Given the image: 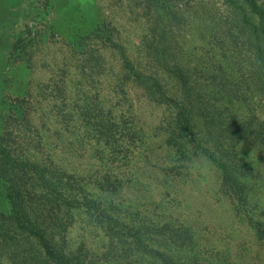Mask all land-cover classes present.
<instances>
[{
  "label": "rangeland",
  "instance_id": "obj_1",
  "mask_svg": "<svg viewBox=\"0 0 264 264\" xmlns=\"http://www.w3.org/2000/svg\"><path fill=\"white\" fill-rule=\"evenodd\" d=\"M245 1L20 0L0 15V164L13 161L8 180L38 191L36 203L52 186L81 203L62 205L56 223L44 211L38 232L60 241L74 217L66 241L84 244L89 264H264V67L247 36L263 26L264 0L257 11ZM78 5L83 25L66 28ZM125 59L169 104L145 94ZM183 127L179 150L168 139ZM97 213L118 217L119 233L89 225ZM8 225L18 241L28 234ZM6 238L0 264H23L22 243Z\"/></svg>",
  "mask_w": 264,
  "mask_h": 264
},
{
  "label": "trees",
  "instance_id": "obj_2",
  "mask_svg": "<svg viewBox=\"0 0 264 264\" xmlns=\"http://www.w3.org/2000/svg\"><path fill=\"white\" fill-rule=\"evenodd\" d=\"M8 1H12V3L8 4L7 1L0 0L1 19L4 18L3 15L6 9H11V7L15 6L16 4L18 5V3L20 2V0H8ZM154 1H157V0H154ZM246 2L249 5H251L253 10L257 11V8L259 7L257 5V0H246L244 3ZM63 7L67 9L66 2L64 3ZM83 7L85 6L83 5ZM77 8H79L78 11L76 10V12L72 16H70V18H67L64 20L65 22H63L64 23L63 26H65L66 28L71 27L72 25L71 28L76 29V26L74 25V23H78V25H83V23L80 22V20L76 22L79 16H81V14L79 13L80 11H82V6L80 7L79 5L75 6V9ZM73 11L75 10L73 9ZM10 13L13 14V16L14 15L18 16L20 12L18 10H15V12L12 13V11H10ZM260 14L264 15L263 12L261 11H260ZM67 16H69V14ZM75 17H76V20H75ZM251 25H252V29H251L252 33H250L247 36L249 39L250 38L252 39L251 43L258 51L257 56H258L259 63L264 67V60H263L264 59V23H263V26H260V27L259 26L255 27L253 23ZM2 28H5V26L3 24H0V29ZM93 28H94V25H92L91 23L90 31H92V33L94 30ZM81 33L82 31H78V33L77 31H73L69 35H67L68 37L64 34L66 36V37L64 36V38H66L67 39L66 42H70L73 47L74 43L80 40L79 37H82ZM86 34L89 35L88 32ZM162 38H164V35L162 36ZM261 41H263V43ZM0 42H1V38H0ZM114 43H115V46H118L119 49L122 51L121 53H123L124 52L123 44H118L115 41ZM154 59H155L156 65H158L159 67H161V64L163 65L161 67L162 71L161 69L157 70L160 75H163L165 73L167 74V72L171 71L170 69L173 70L171 62L168 59L165 60L166 58L164 59L162 57L161 50H157V57H155ZM124 62L126 63L127 66L128 65L130 66L132 64V70L135 71L136 73V77H137L136 79L138 80V83L145 87L146 89L145 94H147V96L150 97L151 100H155L157 103L161 105L169 104L170 99L167 95H165L166 97L164 99L158 98L159 92L156 89H160V86L158 83L159 80L157 78H153L152 75L150 74L148 75L144 72H140L139 69L136 68V65L134 63L129 64L128 60L126 59ZM188 85L189 84L187 83V81L183 82L182 84V87L185 89L182 98L183 100L186 99L191 103L192 102L191 95L193 92L191 89H189ZM154 86L155 87L158 86V88L155 89ZM258 94L264 97V87L260 88V91H258ZM188 105H187V109L189 110ZM102 118H104V115ZM102 118H100V122H102L101 121L103 120ZM178 119L180 121L182 120L180 119V117H178ZM178 119H176L177 121L176 125L180 123ZM186 119H187L186 121H188V125H190L189 119L188 118ZM236 124L244 125V123H239V122ZM103 126H104V129L109 133H111V131L115 128L114 123L111 121L110 122L108 121L106 125H103ZM183 130L184 132L182 131V129L181 131L178 132L176 129H174V131L171 132V138L168 139V143L172 144L174 148L179 149V150H182L184 148V145L182 144L180 138L185 137L187 134L186 133L187 129L183 127ZM106 139L109 141L113 140L107 137ZM7 159L8 157L6 158V160ZM0 165H1L0 171L3 170V172L1 171L2 174L6 175V176H2L3 181L5 182V185L0 190L1 204H2V207L5 209L4 213L3 211L0 212V235H3V236L8 235V238L6 239L10 241L22 243L21 248L18 246H14V247H15V250L18 252V254L20 253V255H22V259L24 258L23 264H89L87 263V257L89 255V252L84 246V244H80L76 249H73L71 243L66 241L65 231H66L67 226L72 224V222L74 221L75 219L74 217H71L68 214V216H70L69 222H65L64 224L58 225L60 231H58L59 234L58 232H56V234H58V238L60 239V241H56V236H54L51 231H50L51 232L50 234H46L47 233L46 231L38 232V229H40L39 225L41 224L40 218L43 217L45 218L44 221L47 220V218L44 217L45 216L44 211L46 212L47 210L48 213L54 211L57 217H52V220L50 222L56 223L58 221V217L60 216V214L59 215L57 214V211L60 210V208H63L62 205H64L67 212L68 211L71 212L72 208L75 205L77 206L81 205V203L78 204L77 200L79 199L73 196H70V193L68 192L69 190L66 187L65 188L64 187L54 188L52 186V188L51 189L49 188V190L47 188L48 192L38 197L37 200L39 201V203L38 202L36 203L34 201L35 200L34 196L32 197L31 194L36 195L38 191L32 192L29 190H20V188L16 189V187H13V185L11 184V181L8 180L9 178L7 177V174L9 172V169L12 168V166H14L13 161H11V159L9 158L7 162L5 161V163H2ZM37 206L39 207V209H41V211H39V213L34 211V214H32L31 213L32 211H30V209L33 208L34 210H36ZM64 214H67V213L64 212ZM90 215L91 217L85 218L87 219L86 221L89 223V225H93L95 227L99 225L101 227L106 226L109 232H112L114 230L115 232H117V228L120 227V220L118 217L109 216V214H104L106 217H101L102 215H99V213L94 214V215L90 214ZM81 221H83V219H81ZM10 223L19 224L20 227L23 229V231L28 234H25V236H23L20 239V241H18L17 235L11 234V231H13V229L11 230L9 228L8 224ZM118 233L119 232H117V234ZM33 237H37L39 241L38 244L31 241ZM25 243H28L26 245L27 248L25 246ZM22 246L25 247L26 249L23 248ZM91 263L94 264L93 261Z\"/></svg>",
  "mask_w": 264,
  "mask_h": 264
}]
</instances>
